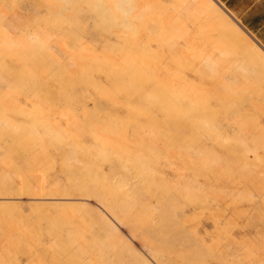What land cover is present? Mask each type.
I'll list each match as a JSON object with an SVG mask.
<instances>
[{
  "label": "bare ground",
  "instance_id": "bare-ground-1",
  "mask_svg": "<svg viewBox=\"0 0 264 264\" xmlns=\"http://www.w3.org/2000/svg\"><path fill=\"white\" fill-rule=\"evenodd\" d=\"M4 1L8 4L17 3V0ZM103 1V7L112 11V14L115 11H117L116 14L119 13L118 11L124 12L123 14L119 13L120 17L121 14L122 16L126 15L128 22L133 21L132 14L137 13L138 10H135L142 3V0L140 3L137 0L139 5L136 0ZM31 3L29 0L26 3L27 6L30 5L31 10L29 8L24 11L25 13L32 11L39 13L49 9L51 4L56 5L54 2L50 3L49 0H35ZM200 5L201 9L199 8V12L195 15L194 24L200 23L203 19L207 20L212 29H217L222 33L221 36L215 34L219 41L185 43V45L180 42L171 43L164 46V49L167 50L165 56L157 55L160 54V51L159 53L154 51L155 56L147 55L150 47L143 46V43L139 49L140 52L137 51L139 54L135 52L134 49L136 46L139 48L141 38L138 39L139 42H135L129 35L131 31L129 34L126 32L127 36L122 33L125 25L120 27L122 30L115 28L116 31L112 30L111 23L100 28L103 48L110 56L106 55L107 58L103 62L102 58L106 57L105 52L100 53L101 55L96 53L98 57H101L100 62H97L96 56L92 53L94 56L91 58L89 56V60L96 62L97 68V73L92 80L97 81L98 84L101 78H107V87L103 86L104 89L101 87L100 91H97L98 88L95 87L97 92L92 91L89 95H78L71 105L72 107L79 105L84 112H87L94 107L99 108L104 101L105 104L109 102L104 109L101 108L98 114L101 119L106 118L103 120V127L100 125L97 128L93 127L90 135L88 131L81 130L84 126L74 115L66 122L67 126L75 128L73 134H62L56 131L61 122L55 123L52 110L49 109L47 100L42 95L47 84L46 79L53 76L48 72L53 70L51 64L48 63L51 62L48 61V58L51 57V60L57 58V62L59 60L62 62L61 59H64L59 57L58 53L57 57L56 53L51 51L53 45L49 44L50 34L48 32L50 29L48 30V24L42 23L43 26H36L35 31L29 25V19L13 24L10 29L12 31L16 29L18 31L21 29L32 30V34L27 35L28 38H23L21 35L22 39L18 37L19 40L4 30L6 36L0 44V61L7 60V56L9 58L7 61H11V63L5 62L4 68L14 70L16 77L24 76L34 68L37 69L32 72L35 87L30 88V86L26 95L25 91L13 90L14 75H0V139L6 141L10 137L11 141L16 142L21 148L35 144L30 157L35 166L41 167L44 171L58 166L66 171L70 178H75V180L69 181L75 187L73 191L68 186L60 185L61 180L59 181L57 177L60 171H56L53 172L56 173L55 175H49L46 183L28 184L19 188L17 194L18 196H27L30 201L47 202L51 206L83 205L89 212L88 215L93 218L100 235L108 241V249L97 253V255L92 254V257H86L85 264H109V258L112 261L111 264L114 263L113 260L118 264H205L202 261L203 255L207 249L210 254L215 239H218V237L212 238L214 243L210 242L209 245L208 240L211 239L209 236H214L213 232L219 233L221 236L222 230L227 228V226L220 227L219 224H216L217 222L210 223L209 220L214 216L217 218L216 214L219 213L226 215L225 212L229 211L226 204L229 203L227 201L230 198L234 200L252 196L251 199H253L255 195L260 197L263 195L264 198V166L261 167V172L259 169V172H256L249 181L253 182V185L257 182L260 187V189H256L257 194L246 192V190L241 191L237 186L239 184L237 183L239 176L237 170L242 169L244 163L249 164L259 158L263 162L261 165H264V104L261 105L264 102V47L251 33L243 29L231 17L230 13L219 8V4L214 0H202ZM143 6L145 5H141V7ZM146 10L147 8L144 9V13L142 12L144 17H140L144 18V21L141 20L142 22L148 18H145ZM22 15L19 12L15 17ZM6 18L5 15L0 16V23ZM12 20L14 17L11 18ZM142 22L141 29L143 25H145L143 28L145 31L148 30L146 27L151 28L149 26L152 24L147 21V24ZM160 23L162 24V21ZM32 25L34 26V24ZM125 27L124 30L127 29ZM140 27L138 28L140 29ZM59 29L62 28L58 27ZM153 29L150 30L151 33ZM159 31L160 34L153 31L151 36L147 35L148 32H144L147 34L146 36L141 35L142 39H150L151 42L161 35L158 36L161 46L167 35L166 32H161V29ZM121 33L125 35V39L122 38ZM132 35L133 39L137 37ZM100 36L99 40H101ZM225 37L230 38L229 44ZM155 40L157 42V39ZM81 41L84 42L82 39ZM82 42L80 43L82 44ZM82 46L79 47L82 48ZM160 46L156 45L157 48ZM161 47L159 49L163 50ZM81 48L80 51L78 50V55L81 53ZM103 48L102 52L105 51ZM48 50H50V57L47 53ZM117 50L120 52L118 54H121L118 57L120 60L112 56ZM122 52L125 56L123 58ZM185 52L191 54L189 57L187 56V59L182 58ZM24 53H31V57L26 58L27 60L19 66L18 70L17 56ZM179 53L184 54L180 55ZM175 55H177L175 63L178 64L171 66L170 58L172 59ZM74 56V54H69L71 62L75 61ZM78 59L75 62H79L81 57ZM14 60L15 62H13ZM87 63H89L88 60ZM29 64L35 67L31 69L32 66ZM70 64L72 65V63ZM76 64L75 66L79 68V63ZM56 66L59 68L61 65L57 63ZM68 66L63 67L68 68ZM39 67L40 69H38ZM82 67L80 68L83 69ZM78 68L76 69L78 70ZM67 70L71 79H77L72 77L76 75L73 69L69 67ZM88 70L90 68L84 70V74H87ZM78 74L80 75V72ZM84 74L81 76L83 77ZM191 76L200 77L201 83L198 84L192 80L193 83H190L189 77ZM134 102H140L141 108H131V104ZM126 110L131 115L128 118L124 117L125 121H123L121 119L123 117L120 115ZM76 114L77 112H75ZM136 115L146 121H139ZM23 119L27 122L23 121L25 126L18 131V126H23L21 123ZM230 131L238 135L236 136L238 140L235 138L237 140H235V145L228 140ZM207 133L213 137H204ZM54 135L56 137H52ZM257 141L261 143L260 146L258 145L259 149L255 145ZM94 145H96V149L93 147ZM260 149L263 153H259ZM6 152L9 156L17 155L9 143H6L4 150L1 151V153ZM228 160H235V163L228 167L224 164ZM23 171L27 181H32L37 173V170L32 167L23 168ZM121 172H127V176L123 175L126 176L125 180L120 179ZM81 174H83L82 181L79 179ZM246 175L249 177L248 174ZM127 177L131 179H127ZM242 177H244L243 174ZM247 177L245 176L244 179ZM67 188L69 191H66ZM12 189L13 192L10 194L0 195V206L13 204L12 200L16 199L15 191L17 189L14 187ZM37 203L34 202V205H38ZM237 212H233L232 215L230 213L229 216L234 215L235 218ZM261 213L263 215L264 210L261 209ZM3 216L4 214H0V221L3 220V223L10 227L15 226L14 221L4 219ZM216 218L214 221L218 219ZM227 218L226 225L229 222L233 226L235 219ZM246 222H244L245 226ZM244 224L241 223L242 227H239L243 228ZM250 227L252 228V226ZM201 228L204 229L205 236L201 234ZM242 231L244 230L242 229ZM225 233L228 241L231 242L235 238L232 230ZM87 240H91V238ZM219 240L221 241L220 238ZM224 240L226 241V239ZM260 245H262L261 249L258 247L257 250V247H252L254 250L250 247L251 249L246 248L241 251L237 247L236 249L225 248L224 251L219 250V253L214 252L219 254L220 258L229 257L234 253L235 257L248 261L247 264H264V241ZM217 246V248H221V245ZM13 249L16 248L9 245L5 252H0V264H9L7 261L10 259V255L15 252ZM258 258L260 261L257 260ZM204 259L206 260V258ZM51 260H54L53 264H76V259H66L65 253L57 259L50 258L48 262ZM207 264L211 263L207 262Z\"/></svg>",
  "mask_w": 264,
  "mask_h": 264
},
{
  "label": "rangeland",
  "instance_id": "rangeland-1",
  "mask_svg": "<svg viewBox=\"0 0 264 264\" xmlns=\"http://www.w3.org/2000/svg\"><path fill=\"white\" fill-rule=\"evenodd\" d=\"M32 1L34 2L35 0H32ZM32 1L29 0V3H31ZM37 1H39V0H37ZM49 1H50V3H53V2L56 3V5L53 6L51 4V6L49 5L50 6L49 9L50 8H52V9H50V10L45 9L42 12H39V13L36 12L37 13L36 14V13H34L35 11L28 12V13L24 12L25 10H28L29 8H30L29 10H31L30 5L29 6L26 5L28 0H17V3H15V4H13V3L8 4L6 1L0 0V4H1L0 5V8H1L0 16L5 15L7 17L5 19V21L3 20L2 23H0V44L2 43V40L4 39V37L6 36V31L9 32L12 35V37L19 40L18 37L20 38L21 35L23 38H28L27 35L32 34L31 32L33 29H34L33 31H35L38 26H43V24H46V23L48 24V26H49L48 30L50 29V31L48 32V34H50V36L48 37L49 42H50L49 44L53 45V49H51V51L55 52L56 55L58 53L59 57L61 56L64 59H61V61L63 63L60 62V60H59V62H57L56 61L57 58L55 60L53 59L54 60L53 61V60H51L52 58L49 56L50 50L47 51V53H49L48 56L50 57V58H48V61H51L48 63L51 64V68H53L54 71L53 70L48 71V72H50V74L49 73L48 74L53 75V76H49L50 79L49 78L46 79L47 84L44 87L45 89H43V91H42V95H44L45 99L47 100V104H48L49 109L52 110V117L54 116L55 123L58 124L59 122H61V124L58 126V129H56V131H58L59 133H62V134H66V133L67 134H73L74 133L75 128H73L71 126H67L68 124L66 123L67 120L70 119L73 115L77 116L81 122V125L84 126L83 128H81V130L88 131L89 135H90V133H91L90 131L92 130L93 127L97 128V127H99V125L103 127V122H104L103 120H106V118L101 119L98 114H99V111L101 110V108L104 109L105 106L107 105V103H109V102H107L105 104V101H104L100 104V106L98 105L99 108L94 107V109L87 111V112H84L82 110V108L79 107V105H76L78 107H75V106L72 107L71 106V105H73L72 102L75 100V98L78 95H81V94L89 95L90 92L96 91L97 88H98L97 91H100L101 87L102 88H103V86L107 87V84H108L107 78H101L100 81L98 80L99 81L98 84L96 83L97 81L92 80L93 77L96 75L95 73H97V68L95 66L96 62H94V61L91 62L89 60L91 58V56L95 55L97 62H100L99 59H101V57H98V55H97L98 53H99V55H101L100 53L103 54L105 52L106 53V54L104 53L105 56L109 55V54H107V51L103 48L104 43L101 42L103 40L101 39L99 32L102 31V30H100V28L102 26L111 23L112 30L114 29L116 31L115 28H118V30H120L122 28L121 26H123V25L126 26V23H127V26L126 27L123 26V30L121 29L122 30L121 32L126 35V32H127V34H129V32L131 31L129 35L132 38L131 40H134L135 42L136 41L139 42L138 39L141 38V40H140L141 43L139 45V48H137L138 46H136L134 51L140 52L139 49L144 44L143 46H145V47L149 46L150 47V50H148L149 52L147 51V55L152 54L154 56L156 55V53L154 51H156L158 53L160 51V54H157V55L165 56L166 55L165 51H167V50L164 49V46L166 47V45H169L171 43L174 44V43L180 42L181 44L185 45V43L194 44V43H202V42H206V41L215 42V41H219V39L217 38V35L218 34L222 35V33H220L217 29H212L211 24H209V22L205 19H203L198 24H194V18H195V15L199 12L198 9L199 8L201 9L200 4H202V0H191V1L190 0H142V3H144V4L140 3L141 0H139L140 5H139L138 1L136 0L137 5H139L140 7L137 6V9L136 10L134 9L135 11H137V10L138 11H137V13L135 11H133L135 13L132 12L133 18L132 17L131 18L133 19V21L131 20L130 22L127 21L126 15L122 16V14L124 12L118 11L119 13L122 12L121 17H120L119 13L116 14L117 11H115V13L112 14L113 13L112 11L103 7V5H104L103 0H72V1L71 0H49ZM214 1L219 4V8L225 10L227 13H230V12H228V10L224 6H222V4H220L219 1H217V0H214ZM31 4H33V3H31ZM122 5H123V3H122ZM141 5H145V6L141 7ZM146 8H147V10L145 11V13H147V14H145L146 15L145 18L148 17L149 19L147 18L148 20L147 19H145V20L149 24H152L151 26L147 25V26L151 27V28L146 27V30L148 29L147 31H145V29H143L145 27V25L142 26L143 27L142 29L140 27L141 26L140 24L142 22L141 20L144 19V18L141 19L140 17L142 16V12ZM19 12H21L23 15L15 17ZM24 13H25V15H24ZM126 13H127V11H126ZM189 13H191V14L189 15ZM13 17H14V20L11 21V18H13ZM142 17H144V14ZM231 17H233V19L239 23V21L232 14H231ZM93 18H96V19H93ZM25 19H29L28 20L29 25H31L33 27V28L30 27V28H32L31 31H29L27 29H25V30L21 29L20 31H18L17 29L15 31L10 30V29H12L13 24L21 23V22L25 21ZM35 20H36V23H35ZM174 20H176V21H174ZM44 21H46V22L44 23ZM146 21L142 22V23L144 24V23H146ZM161 21H162V24L160 23ZM132 22L135 25H133ZM32 24H34V26ZM115 24L117 25V27ZM131 25H133V26H131ZM128 26H129L130 30L127 28ZM58 27H61L62 29L58 30ZM124 27H125V29L127 28L126 29L127 31L124 30ZM132 27H134V28H132ZM135 27H136V29H135ZM138 27H140V29ZM162 27H163V29H162ZM152 28H154V29L152 30V33H151L150 30ZM134 29H135V31H134ZM160 29H161V32L165 30L164 32H166V35H167V36L165 35L166 39H165L164 43L161 44V46H163V47H161L159 45L160 41L158 40V36L160 37L161 35H158L157 38H155V39H157V42L153 37H152V39H154V40H152L151 42H150V39H142L143 37L141 35L146 36V34H147V33L144 34V32H148L147 35L151 36L154 32H156V34L157 33L160 34V31H159ZM243 29H245V28L243 27ZM4 30H6V31H4ZM113 31H112V33H113ZM136 31H138V32L141 31V32H139V34H137L138 32H136ZM28 32H30V33L28 34ZM142 32H143V34H142ZM25 33H26V36H24ZM216 33H217V35H215ZM132 34L136 35L139 38H137L135 36L136 40L133 39ZM98 35L100 36L101 40L98 39V37H99ZM125 35L122 34L123 39L126 38V37L124 38ZM82 36L84 37V39ZM80 38L84 42H82ZM225 38H227V40H228L227 43L229 44L230 38L229 37H225ZM20 39H22V38H20ZM153 41H155V42H153ZM172 41H174V42H172ZM80 42H82V44ZM148 42H149V44H148ZM146 43H147V45H145ZM226 44H225V46L228 45V44L227 45ZM82 45H85V46H82ZM156 45H157V47L160 46L161 49H163V50H160L159 49L160 47L157 48ZM79 46H82V48ZM94 46H95V48H94ZM80 48H81V53H79V55H78V50L80 51ZM102 48L105 51L102 52ZM142 48H141V50H142ZM67 53H69L70 55L74 54L75 55L74 56L75 61H78L79 60L78 58L81 57V60H80L81 62L80 61L79 62H75V61L71 62L72 60L69 58V54H67ZM92 53L94 55H92ZM108 53H110V52L108 51ZM118 53H120V52L117 50V52L114 53L112 56L114 58H118L121 56V54L119 55ZM148 53H150V54H148ZM186 53H188V54L186 55ZM30 54L31 53H28V54L24 53L20 56H17L18 62H16V63H18V65H17L18 70H19V66L27 60L26 58H28L30 56ZM65 54H66V56H65ZM76 54H77V56H76ZM115 54H116V56H114ZM133 54L135 55V53H133ZM179 54L183 55L184 53L183 54L179 53ZM58 55H57V57H58ZM104 55H103V57H104ZM177 55H175L172 59L170 58L171 66H174V65L176 66L178 64V63L177 64L175 63V57L177 59ZM189 55H191L189 52H185L184 56H186V57L182 56V58L187 59V56L189 57ZM89 56H90V58H89ZM123 57H125V56H124V53L122 52V58ZM178 57H179V55H178ZM105 58H107V56L102 58V59H104L103 62H105ZM190 58H191V56H190ZM8 59L9 58L7 56V60ZM7 60L4 59V60L0 61V75H6V74L14 75L15 81L13 84V90L19 91V92L25 91V95H26L27 92H29L28 88L30 86H31L30 88H32L34 86L33 84H34L35 79H33L32 72L35 71L37 68L36 69L34 68L35 70L34 69L31 70L35 66L34 65L32 66L29 64V66H32L30 69L31 72L29 71L24 76L19 75L18 77H16L17 75H16V73H14V70H10L9 68H6V69L4 68L5 62L11 63V61H7ZM69 60H70V62H69ZM87 60L89 61V63L86 64ZM118 60H120V58H118ZM106 61H107V59H106ZM13 62H15V60ZM57 63L59 65H61V66H59V68H58V66H56ZM70 63H72V65ZM76 63H79L80 67L83 66L82 67L83 69L75 66ZM90 63H92L91 66H89ZM31 64H32V62H31ZM53 64H56V65H54L55 67L53 66ZM65 65H67V66L69 65L68 68L63 67ZM76 65H78V64H76ZM74 66L76 68H78V70ZM69 67H70V69H73L76 72V75L80 72V75L78 74L77 76L76 75L72 76V77H76L77 79H75V78L71 79V77L69 76V72L67 70V69H69ZM51 68H49V69H51ZM88 68H90V70H88V72H90V73L88 74V72H86L87 74H84V72H85L84 70H87ZM94 68H96L95 71H93ZM38 69H40V67ZM79 69H80V71H79ZM82 71H83V73H82ZM53 72H54V74H52ZM81 74H84L85 76L83 75V77H82ZM30 77H32V78H30ZM67 78H70L73 81H71V80L68 81ZM78 78H80L79 79L80 81L78 80ZM81 78H82V80H81ZM189 79H190V81L191 80L195 81V83H198V84L201 83L200 77L191 76V77H189ZM189 79H188V82H189ZM192 81L190 83H193ZM95 87H96V89H95ZM41 97L43 98V96H41ZM139 103L140 102L132 103L133 105L131 104V108H133V109H136L138 107L141 108V103H140V105H139ZM135 104H136V106H135ZM263 104H264V102L261 105H263ZM91 106L93 107V104H91ZM132 106H134V107H132ZM75 109H76V111H75ZM171 111H173V110L171 109ZM75 112H77L76 115H75ZM101 112H103V111H101ZM108 112L109 111H107V114H109ZM124 112L121 113V115H120L121 117H123V118H121V119H123V121H125V118H128L131 115V114L130 115L128 114L129 113L128 110H126L125 113ZM133 112H135V110H133ZM110 114H111V112H110ZM133 115H134V113H133ZM96 117H98V118H96ZM136 118L137 119L139 118V121L142 120L141 122L146 121V120L142 119L140 116L139 117L137 116ZM98 119H100V120H98ZM21 121H22L21 123L23 126H18V131L25 126L23 121L27 122L25 119H23ZM205 135L206 136H204V137H207V136L209 138L213 137L212 135H208V133ZM229 135L230 136H228L229 137L228 140H230V142L233 145H235V143H236L235 140L236 139L238 140V138H236V136H238V135L234 134L231 131H230ZM52 137H56V136L54 135ZM231 138H233V139H231ZM257 142L255 145L259 149V146L261 145V143L258 142L259 143L258 144ZM6 143L11 144L13 149L17 152V155H13V156L10 155L9 156L7 154V152L1 153V151L4 150ZM214 143H215V140H214ZM35 146L36 145L33 144V145H29L28 147L21 148L16 142L11 141L10 137H8L6 141L0 139V195L10 194L11 192H13V189H12L13 187L15 189H17L15 191L16 199L12 200L13 204L10 206H4V205L0 206V214H4L3 218L14 221V224H15V226L10 227L9 225L3 223V220L0 221V252H5L9 245H11L13 248H16V249H13L15 252H13L12 255H10V259H8V261H7L9 264H11V263H14V264H53L54 260H51V262H48L49 259L50 258L57 259V258L63 256L64 253L66 254V259L70 258V260H72V258H73V259H76V261H75L76 264H85L84 261H86V260H84V259H86V257H89L92 254L97 255V253L105 251L106 249H108V247H107L108 241L106 240L105 237H102L100 235L97 226L93 222V218H91L88 215L89 212H87V210L83 207V205L78 204V205L66 206V207H64V206H51V205H48L47 202L30 201L27 199L28 198L27 196H25V195L18 196V194H17L19 188H22L28 184L39 185L42 183H46V180H48L50 177L49 175H51V174L55 175L56 173H53V172H56V171H60V173L57 174L58 175L57 177L59 178V181L61 180V182H60L61 186L62 185L68 186V187H70V190H72V191H73V188H75L74 185L70 184V182H69V181L75 180V178H70L68 173L66 171L60 169L58 166L54 167V169L44 171L41 167L35 166L32 163V159L30 158L31 157V150ZM95 146L96 145H94L93 147L96 149ZM237 148H239V147H237ZM98 149L99 148L97 146V150ZM258 151H259V153H263L262 149H260ZM254 155H255V153H254ZM76 160H78V159H76ZM256 161H258V163H255ZM234 163H235V160L234 161L228 160L224 164L227 165L228 167H230L231 164H234ZM254 163H255V165H254ZM261 163H263L262 159L257 158V159H255V161H252L249 164L247 162L244 163L243 164L244 166L241 167L242 169L239 168L237 170L238 175H239L238 179H237L238 180L237 183H239V184L237 186H239V189L241 191L246 190V192L247 191L253 192V194H255L256 189H260V187L257 185V182L255 185H253V182H249V181H251L250 178H253L255 176L256 172H259V169L261 172V167L264 166V165H261ZM247 165L248 166L250 165L249 166L250 168ZM29 167H32L33 169L37 170V173L35 174L32 181H27L25 179V173L23 171V168H29ZM243 168H245V169H243ZM244 170H245V172H244ZM242 171H243V173H242ZM252 171L254 172V174ZM239 173H242L244 175V177L241 178L242 174H239ZM125 174L127 176V172H123L122 176L120 174L121 180L126 179V178H124L126 176H123ZM246 174H248L249 177H247ZM251 175H252V177H251ZM245 176L247 177L246 179H244ZM79 179H80V181L83 180V174H81ZM127 179H131V178L127 177ZM243 180H245V181H243ZM240 186H242V187H240ZM66 191H69V189L67 188ZM262 196L260 197L259 195H255V197H253L254 200L251 199L252 196H249L247 198H241V199L237 198L234 200H232L230 198L227 201V203L228 202L229 203L226 204V207L229 210V211L225 212L226 215H224V213H222V215L219 213V214H216L218 216L217 217L218 219L216 218V216H214V218H211L209 220L210 223L215 224V222H217L216 224H219L220 227L221 226L222 227L227 226V228L224 229L225 232H227L228 230H230V231L232 230V232L234 233L233 236L235 238L233 237L234 239H232V240H234V241L231 240V242H230L227 240V238L225 236L226 233L224 232V230H222L223 233L220 232V233H222L221 236L219 233H218L219 234L218 235L217 233L213 232L214 236H212V237L209 236L211 239L208 237V239H210L208 241H209V245H210V242H212V243L215 242V243H214V245H212L213 247H211V249H210L211 250L210 254H209V250L207 249L206 253L203 255L202 261L205 264H207V262L211 263V264H218V263L219 264H226L227 260H228L227 264H243V263L247 264L248 261H246L243 258L239 259L238 257H235L234 253H233V255H230L229 257H225V258L224 257L220 258L219 254H217V253H219L221 250L224 251L227 248L228 249L229 248L230 249H236L237 247H238L237 249L240 248L239 250H241V251L245 250L246 248L248 249L250 247L251 248L257 247L256 250L258 249V247H259V249H261L262 245H260V244H262V242L264 241V214L262 215V213H261V209L264 210L263 209L264 208V198ZM34 202H38L37 203L38 205H34ZM237 211H239V212H237ZM233 212H237L235 218H234V215L232 216L233 218L231 216H229L230 213H231V215L234 214ZM245 215H246V217H245ZM240 216H243V217H240ZM227 217L232 218V220L235 219V220H233L234 223L232 221V223L234 225H236L235 227H234V225L232 226L229 222H228V225H226V223L228 221ZM258 217H259V219H258ZM215 218L217 219L216 221H214ZM251 218H252V220L253 219L254 220L252 221ZM212 219L214 222L211 221ZM219 219H223V220H219ZM236 220L238 221L237 223H236ZM246 220L248 223L246 222ZM244 222H246V226H245ZM210 223H209V225H210ZM239 223H240V225H239ZM241 223L244 224L243 228H240V227H242ZM252 223H254V224H252ZM229 224L231 225V227L229 226ZM247 226H248V228H246ZM250 226H252V228ZM235 228H236V230H235ZM242 229L244 231H242ZM178 231H176V232L179 233ZM201 231H202L201 234L202 235L204 234V236H205V232H204L203 228H201ZM84 237H85V239H83ZM217 237H218V239H215V241H214L213 239L217 238ZM86 238L87 239L91 238V240H87ZM219 238L221 239V241L219 240ZM224 239H226V241ZM222 240H224L225 243H224V241L222 242ZM237 243H238V245H236ZM218 244H219V246L221 245L220 249L217 248ZM241 247H243V248H241ZM214 251L215 252L217 251V253H215ZM213 253L217 254V255H214ZM212 255L214 256V258ZM209 256H210V258H209ZM217 257H218V260H217ZM204 258H206V260ZM215 258H216V260L214 261ZM221 259H223V260H221ZM257 260L260 261L259 258ZM109 261L112 262L110 260V258H109ZM212 261H214V262H212ZM216 261H219V262H216ZM222 261H224V262H222ZM241 261H242V263H241ZM110 262H109V264H111ZM113 262L114 263H112V264H118L115 262V260H113Z\"/></svg>",
  "mask_w": 264,
  "mask_h": 264
},
{
  "label": "crops",
  "instance_id": "crops-1",
  "mask_svg": "<svg viewBox=\"0 0 264 264\" xmlns=\"http://www.w3.org/2000/svg\"><path fill=\"white\" fill-rule=\"evenodd\" d=\"M264 47V0H217Z\"/></svg>",
  "mask_w": 264,
  "mask_h": 264
}]
</instances>
